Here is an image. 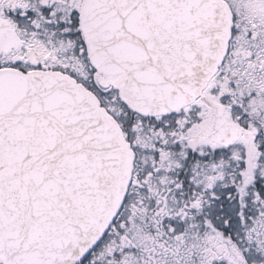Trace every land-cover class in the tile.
I'll return each mask as SVG.
<instances>
[{
	"label": "snow or ice",
	"instance_id": "6c2138e0",
	"mask_svg": "<svg viewBox=\"0 0 264 264\" xmlns=\"http://www.w3.org/2000/svg\"><path fill=\"white\" fill-rule=\"evenodd\" d=\"M0 264H264V0H0Z\"/></svg>",
	"mask_w": 264,
	"mask_h": 264
}]
</instances>
